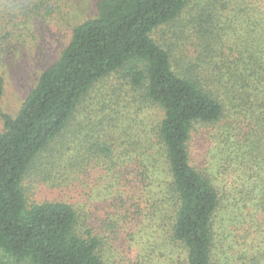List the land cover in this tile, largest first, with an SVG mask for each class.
Listing matches in <instances>:
<instances>
[{"label": "trees", "instance_id": "obj_1", "mask_svg": "<svg viewBox=\"0 0 264 264\" xmlns=\"http://www.w3.org/2000/svg\"><path fill=\"white\" fill-rule=\"evenodd\" d=\"M71 1L0 0V264H109L104 248L108 234H117L113 214L96 226L64 201L28 205L29 172L48 166L61 175L92 167L102 178L111 173L112 187L90 197L104 202L114 196L123 205L121 188L135 184L133 216L164 226L168 240L185 250V264H221L218 222L233 217L236 228L248 224L242 239L251 248L235 263L264 264V7L249 0H96L17 115L4 112L1 67L33 23L66 14ZM184 15L194 30L180 49L153 37ZM119 72L139 92L135 105L161 111L158 145L147 155L127 125L129 114L108 112L103 102L70 157V125L81 105ZM198 127L212 129L222 156L202 168L192 165L190 152Z\"/></svg>", "mask_w": 264, "mask_h": 264}, {"label": "rangeland", "instance_id": "obj_2", "mask_svg": "<svg viewBox=\"0 0 264 264\" xmlns=\"http://www.w3.org/2000/svg\"><path fill=\"white\" fill-rule=\"evenodd\" d=\"M256 1L258 0L252 2L249 0L248 3L250 6L264 7V4H257ZM95 3L96 0H83L77 4V0H73L69 3V8L64 7L63 11L66 14L54 16L46 25L33 23L29 27L25 40L18 44L16 51L1 67L6 83L5 95L1 103L4 112L12 116L17 115L41 73L58 60L61 52L69 44L72 28L84 17L93 14ZM187 19V15H184L174 23L157 29L153 37L162 45L166 43L180 49V45L186 39L183 38L184 35L194 30L193 26H188ZM186 21H188L187 25ZM122 75L121 72L112 74L98 83L86 97L80 112L70 125L73 136L71 147L74 149L70 157L75 155L76 146L84 143L86 131L89 133L91 129L89 123L91 116L101 108L103 102L107 103L108 112L115 110L122 112L125 116L129 114L127 125L131 127V133L134 132L136 135L137 132L142 137L144 145L147 146V155L149 147H152L154 143L158 145L154 129L162 118L161 111L157 108H149L145 103L135 105L133 100L138 102L139 92L133 89ZM113 104L115 105L111 107ZM2 130L3 122L0 119V132ZM212 132L210 127H198L195 136L193 135L190 143L193 166L202 168L210 161L218 162L222 157L218 151V142L211 136ZM73 133L76 134L73 135ZM118 150L123 149L120 146ZM90 170L75 176L73 168L65 170L63 175L56 174L58 170L52 171L49 166L32 169L24 184L28 205L49 200L64 201L72 204L84 215L86 213L90 219L88 223L96 226H100L102 219H106V213L113 214L110 221L118 227L117 234L113 232L108 234L109 241H105L104 248V257L109 264H185L187 256L185 250L168 240L164 226L160 224L153 226L146 218L133 216L132 213L135 211V204L140 200V195L138 196L139 190L135 188V184L130 182L128 172L126 177L130 183L126 188H121L122 196L125 198L122 205L120 199L114 196L109 197L111 199L107 202L101 200L103 197L90 198L93 193H104L108 187H112L110 183H113L108 179L111 173L102 178L97 174L96 168L92 167ZM111 177L114 176L111 175ZM157 177L164 181L165 174L159 172ZM75 178L77 180L73 182ZM147 198L150 199V196ZM111 205L121 206L117 209L110 207ZM222 218L223 216L220 219ZM239 219L243 220V218ZM233 220L235 217L223 224L218 222L219 256L217 258L221 264L228 262V264H236L234 256L245 255L251 251V248L244 245L242 239L248 224H244L242 228H236L232 226ZM251 240L248 239V241Z\"/></svg>", "mask_w": 264, "mask_h": 264}]
</instances>
